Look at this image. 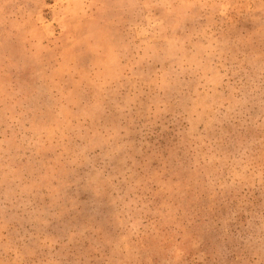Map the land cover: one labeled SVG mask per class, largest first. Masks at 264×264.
<instances>
[{
  "label": "rangeland",
  "instance_id": "rangeland-1",
  "mask_svg": "<svg viewBox=\"0 0 264 264\" xmlns=\"http://www.w3.org/2000/svg\"><path fill=\"white\" fill-rule=\"evenodd\" d=\"M0 264H264V0H0Z\"/></svg>",
  "mask_w": 264,
  "mask_h": 264
}]
</instances>
